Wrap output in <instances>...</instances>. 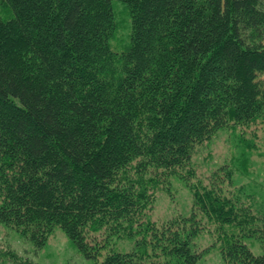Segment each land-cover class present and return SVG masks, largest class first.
<instances>
[{"label": "trees", "instance_id": "1", "mask_svg": "<svg viewBox=\"0 0 264 264\" xmlns=\"http://www.w3.org/2000/svg\"><path fill=\"white\" fill-rule=\"evenodd\" d=\"M115 2L130 19L120 53ZM0 4L10 16L0 17V224L37 245L58 226L96 260L107 239L92 234H131L149 203L131 169L185 181L198 145L263 116L262 0ZM218 175L194 188L189 217L138 224L133 248L102 264H199L197 214L215 225L223 264H264L243 241L264 244V207L250 212L226 191L229 173Z\"/></svg>", "mask_w": 264, "mask_h": 264}, {"label": "rangeland", "instance_id": "2", "mask_svg": "<svg viewBox=\"0 0 264 264\" xmlns=\"http://www.w3.org/2000/svg\"><path fill=\"white\" fill-rule=\"evenodd\" d=\"M113 11L116 29L110 39V48L120 53L129 41L130 19L121 2L113 4ZM0 17H10L3 4H0ZM260 79L264 81V74ZM190 169L192 175L185 181L176 176L165 178L151 168L135 172L131 169L130 174L137 180V186L150 197L149 203L135 219L131 234L120 229L119 233L106 237V232L102 230L106 227L92 234L97 241L107 239L96 260L86 259L58 226L46 235L44 244L37 245L28 236L0 224V264H102L109 253L128 252L133 248L136 239L142 236V232H138V224L161 226L189 217L194 211V188L208 186L209 178L215 172L221 176L229 173L231 184L226 191L249 206L250 212L256 213L261 206L264 207V113L261 120L253 124L240 126L230 122L219 129L194 149ZM197 218L202 229L192 239V250L198 253L208 250L199 264H223L215 225L200 214ZM243 241L254 255L264 251V244L257 236L244 238Z\"/></svg>", "mask_w": 264, "mask_h": 264}]
</instances>
